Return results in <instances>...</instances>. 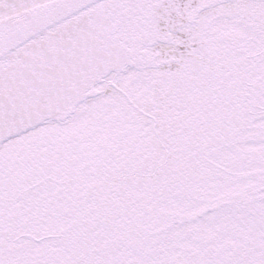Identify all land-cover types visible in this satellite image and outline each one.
<instances>
[{
    "label": "snow or ice",
    "instance_id": "snow-or-ice-1",
    "mask_svg": "<svg viewBox=\"0 0 264 264\" xmlns=\"http://www.w3.org/2000/svg\"><path fill=\"white\" fill-rule=\"evenodd\" d=\"M0 264H264V0H0Z\"/></svg>",
    "mask_w": 264,
    "mask_h": 264
}]
</instances>
